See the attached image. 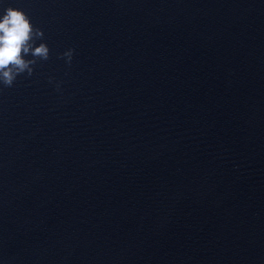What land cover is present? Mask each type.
Segmentation results:
<instances>
[{
	"label": "water",
	"instance_id": "95a60500",
	"mask_svg": "<svg viewBox=\"0 0 264 264\" xmlns=\"http://www.w3.org/2000/svg\"><path fill=\"white\" fill-rule=\"evenodd\" d=\"M8 7L51 57L0 88V264H264V0Z\"/></svg>",
	"mask_w": 264,
	"mask_h": 264
},
{
	"label": "clouds",
	"instance_id": "9594fccd",
	"mask_svg": "<svg viewBox=\"0 0 264 264\" xmlns=\"http://www.w3.org/2000/svg\"><path fill=\"white\" fill-rule=\"evenodd\" d=\"M44 40V31L35 27L22 9L4 10L0 17V88L14 87L20 76L32 77L38 63L50 59L51 50ZM37 41L41 42L37 45ZM74 54L75 49L69 48L58 58L70 67ZM49 83H54L56 91L61 90V81L50 77Z\"/></svg>",
	"mask_w": 264,
	"mask_h": 264
}]
</instances>
